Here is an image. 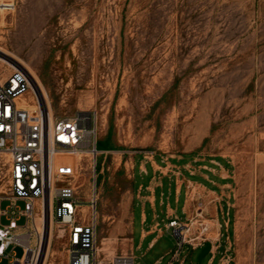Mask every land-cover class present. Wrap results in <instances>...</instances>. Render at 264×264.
Returning a JSON list of instances; mask_svg holds the SVG:
<instances>
[{"label":"rangeland","instance_id":"1","mask_svg":"<svg viewBox=\"0 0 264 264\" xmlns=\"http://www.w3.org/2000/svg\"><path fill=\"white\" fill-rule=\"evenodd\" d=\"M4 1L15 9L0 5V43L30 66L54 118L92 113L98 142L112 131L114 152L98 150L84 162V155L79 157L74 181L83 208L89 210L96 191L98 245L114 232L120 249L128 244L129 221L120 223L126 202L124 218L129 220L131 212L134 217L135 263L173 260L179 247L173 230L165 228L171 219L159 220L161 233L148 250L154 235L141 242L152 221L146 207L149 220L141 224L146 193L137 192L132 171L117 169L121 161L159 158L180 161L186 173L206 167L229 176L230 208L222 206L229 214L228 230L222 231L223 245L230 238L229 264H240L238 225L241 264H264V0ZM0 70L9 72L7 66ZM5 191L3 179L0 192ZM8 205L1 202L0 210ZM194 211L202 212L197 204ZM178 217L184 220L181 210ZM0 223L9 221L2 217ZM53 229L55 256L47 264H69L56 221ZM201 251L185 245L173 264H198ZM23 253L16 247L11 255L20 259ZM209 258L210 253L201 264H209Z\"/></svg>","mask_w":264,"mask_h":264},{"label":"built area","instance_id":"2","mask_svg":"<svg viewBox=\"0 0 264 264\" xmlns=\"http://www.w3.org/2000/svg\"><path fill=\"white\" fill-rule=\"evenodd\" d=\"M9 4L7 10L15 9L14 3ZM2 59L13 66L6 75L0 70V181L7 182L6 191L0 193V204L9 202L6 210H0V220L6 217L9 221L7 225L0 223V262L12 259L10 264H46L51 217L44 202L52 199V219L62 229L59 238L64 242L69 264H136L132 255H115L109 260L101 257L95 190L88 216L81 218L83 205L76 198L74 183L77 159L98 153L96 117L90 112H79L52 119L47 102L37 95L34 76L0 51V63ZM6 65L0 67L5 69ZM31 93L35 101L25 103ZM19 202L24 205L22 209ZM20 220L25 221L21 226ZM224 226H229L228 220ZM166 228L173 230L178 239L179 250L169 263L173 264L185 245L194 246L185 236L189 227L178 219H171ZM201 230L206 232L207 226L202 225ZM229 242L228 236L224 246L218 241L216 248H211L213 259L215 251L224 248L221 264L231 261ZM16 247L23 249L20 259L11 255ZM183 263L184 260L179 261Z\"/></svg>","mask_w":264,"mask_h":264},{"label":"crops","instance_id":"3","mask_svg":"<svg viewBox=\"0 0 264 264\" xmlns=\"http://www.w3.org/2000/svg\"><path fill=\"white\" fill-rule=\"evenodd\" d=\"M99 143L101 145V153L111 154L114 152L116 145L113 141H108L106 137H103L99 140ZM202 168L207 171H196L194 173L189 171L186 173L184 171L185 165L181 164L180 161H164L159 158L146 162L142 160L138 162L136 158H134L131 162L123 163V161H121L118 164L117 169L123 170L128 175H130L132 171L134 185L139 195L141 191L146 193V196L142 197L144 201L140 202L142 205L141 224L146 225L149 220L145 210L146 207H149L152 212V221L148 231L142 230L141 242L154 235L149 242L148 250L154 248L157 243L158 237L156 233H161V229H159V227H161L159 222L160 219L161 222L170 219H178L182 221L184 225H187V227H189V239L194 246V248H192L194 250L203 249L207 242L211 243V248L213 247L214 249L218 241L224 246L222 231L225 226L223 227L221 220H223L224 223L228 220L225 219L228 212H224L222 206L225 204L227 208H230L229 200L231 199V194L228 192V189L231 188V185L229 181H226L229 176H224L220 172L216 173L213 169H207L206 167ZM139 195L137 198L140 197ZM196 204L201 207V213L194 211ZM134 206L135 205L132 204V211ZM128 208V203L124 202L122 205L123 214L120 219L121 225H126V222L129 221L127 222L130 231V238L127 239L128 244L123 249L119 248V240L116 238L117 232L112 233L109 237L103 238L98 246L100 255L104 260H109L115 255L134 256L132 238L134 217L132 212L129 216V220L124 218L129 211ZM179 210H181L184 220L179 219ZM195 214L197 215V217L194 218L196 221L188 223V221H191V216ZM204 215H210L212 218L206 220ZM198 216L203 219H196ZM196 223H199V226L195 225ZM202 225L207 226L206 232H202ZM166 227L167 225L165 224V228ZM225 229L227 231L228 227ZM226 242H228V235L225 238L224 244ZM221 249L215 251L216 254L214 255V259L212 254H210L208 260L209 264L215 262L218 254L221 255L219 259V264H221ZM157 263L159 262L157 261L156 264Z\"/></svg>","mask_w":264,"mask_h":264},{"label":"bare ground","instance_id":"4","mask_svg":"<svg viewBox=\"0 0 264 264\" xmlns=\"http://www.w3.org/2000/svg\"><path fill=\"white\" fill-rule=\"evenodd\" d=\"M0 5L1 6H4V7H8V6H10V4H9V2H7V1H4V0H0ZM1 35H2V33H1V31H0V42L1 41H3V39L1 38ZM0 51L3 53V54H5V55H7L8 57H10L11 59H13L14 61H16V62H18V63H21L22 65H23V67H24V69H26L29 73H31L33 76H34V72L31 70V68H30V66L29 65H27V64H25L21 59H19V58H16L15 56H13V55H11V54H9L8 52H7V50H6V48L5 47H3L2 46V44L0 43ZM7 61H4V59H2V61H1V63H0V65H3V64H7L6 66L9 68V72L12 70V64L11 63H6ZM34 78L36 79V83H37V86H36V89H37V95H39V96H42L44 99H45V101L47 102V104H48V108H49V112H50V117L52 118V119H54V114H53V110H52V107L49 105V103H48V98H47V94L45 93V89H43V87L40 85L41 84V82H39L38 80H37V78H36V76H34ZM40 83V84H39ZM35 101V99H34V97H33V95L32 94H29V98H26V102L25 103H30V102H34ZM83 156V155H82ZM88 157H93L92 155H88V154H84V157H83V159H81V161L80 162H84V161H86L87 159H88ZM95 157V156H94ZM94 159V158H93ZM94 163V162H93ZM44 206H45V208L46 209H50V227L48 228L47 227V236H48V234H49V238H48V240H49V242H48V247H47V254H46V264L49 262V260L51 259V258H53L54 256H55V253L54 252H52L51 251V248H50V246L52 245V240H53V231H54V229H53V226H54V221H53V219H52V208H53V202H52V199H50V200H46L45 202H44ZM83 211H85V212H87L88 211V209L87 208H83ZM37 223H38V225L41 223V218L40 217H38L37 218ZM236 234H237V243H238V247H239V256H240V260H239V262H240V264H241V262H242V254H243V246H242V232H241V230L239 229V225H238V228H237V231H236ZM216 235V234H215ZM52 239V240H51ZM187 239V238H186ZM105 247V246H104ZM109 250V249H108ZM100 251H101V249H100ZM107 251V250H106ZM109 253V252H108ZM111 253H113V252H111ZM110 254V253H109ZM113 256V255H112Z\"/></svg>","mask_w":264,"mask_h":264},{"label":"water","instance_id":"5","mask_svg":"<svg viewBox=\"0 0 264 264\" xmlns=\"http://www.w3.org/2000/svg\"><path fill=\"white\" fill-rule=\"evenodd\" d=\"M211 251V243L207 242L204 246V248L202 249L199 257H198V264H201L203 258L209 254Z\"/></svg>","mask_w":264,"mask_h":264},{"label":"trees","instance_id":"6","mask_svg":"<svg viewBox=\"0 0 264 264\" xmlns=\"http://www.w3.org/2000/svg\"><path fill=\"white\" fill-rule=\"evenodd\" d=\"M111 129H110V131H109V134H108V137H107V140L108 141H110L111 140ZM101 149V145H100V143L98 142L97 143V150H100Z\"/></svg>","mask_w":264,"mask_h":264}]
</instances>
